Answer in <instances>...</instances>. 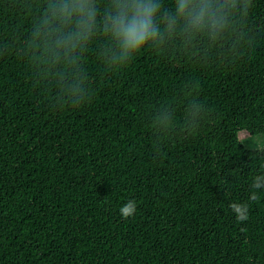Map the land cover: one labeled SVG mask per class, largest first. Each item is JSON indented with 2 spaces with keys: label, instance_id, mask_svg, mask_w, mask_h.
I'll return each instance as SVG.
<instances>
[{
  "label": "trees",
  "instance_id": "trees-1",
  "mask_svg": "<svg viewBox=\"0 0 264 264\" xmlns=\"http://www.w3.org/2000/svg\"><path fill=\"white\" fill-rule=\"evenodd\" d=\"M78 2L0 0V264H264V150L239 138L264 134V0L170 29L151 0L123 61L105 17L149 0H90L91 37L56 47L78 15L43 21Z\"/></svg>",
  "mask_w": 264,
  "mask_h": 264
},
{
  "label": "clouds",
  "instance_id": "clouds-1",
  "mask_svg": "<svg viewBox=\"0 0 264 264\" xmlns=\"http://www.w3.org/2000/svg\"><path fill=\"white\" fill-rule=\"evenodd\" d=\"M190 0H177L174 7H176V17L168 20L167 28H172L174 20L178 18H185L191 27H203L206 23L205 17L209 12L208 4L203 6L194 5L192 8L188 7ZM51 6V5H50ZM119 11L112 16L105 17L106 27L111 25V35L115 38L119 45V54L121 61L126 60L128 56L135 57V55L143 50L149 41H155L159 35L158 26L154 23L159 9L158 4H154L149 0L146 4L132 3L129 7L127 4L118 6ZM127 9V10H125ZM73 13H77L78 19L76 21L77 31L74 33L64 32V35L53 41L56 47L63 45L66 49H73L77 47V43L82 39L87 41L92 33L90 29L95 20V9L91 7L90 0H79V2L69 8L68 6H61L56 12H53L52 18H45L44 24H50L53 20L59 19L65 23L61 27L52 31H64L67 23ZM86 17V19H80ZM38 36L39 33H36ZM48 40H51L52 32L46 33ZM127 66V65H125ZM255 199V196L252 197ZM237 213L238 220H246L247 209L241 208L237 205H232ZM136 204L134 201H128L120 208L122 218L127 219L135 211Z\"/></svg>",
  "mask_w": 264,
  "mask_h": 264
},
{
  "label": "rangeland",
  "instance_id": "rangeland-1",
  "mask_svg": "<svg viewBox=\"0 0 264 264\" xmlns=\"http://www.w3.org/2000/svg\"><path fill=\"white\" fill-rule=\"evenodd\" d=\"M244 145L253 150H264V134H250L246 130L239 133Z\"/></svg>",
  "mask_w": 264,
  "mask_h": 264
}]
</instances>
